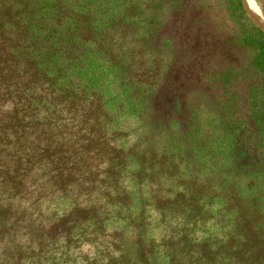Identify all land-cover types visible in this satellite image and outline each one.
I'll list each match as a JSON object with an SVG mask.
<instances>
[{
  "label": "trees",
  "instance_id": "1",
  "mask_svg": "<svg viewBox=\"0 0 264 264\" xmlns=\"http://www.w3.org/2000/svg\"><path fill=\"white\" fill-rule=\"evenodd\" d=\"M0 264H264L241 0H0Z\"/></svg>",
  "mask_w": 264,
  "mask_h": 264
},
{
  "label": "rangeland",
  "instance_id": "2",
  "mask_svg": "<svg viewBox=\"0 0 264 264\" xmlns=\"http://www.w3.org/2000/svg\"><path fill=\"white\" fill-rule=\"evenodd\" d=\"M255 3H256V6L258 7L259 11L263 14V17H264V0H254ZM243 4V3H242ZM243 8H244V5H243ZM245 10V8H244ZM164 15L162 16L163 19L166 20V18L168 17V12H167V9H164L162 10ZM246 11V10H245ZM247 13V11H246ZM247 16L251 19V21H253L254 24L255 21L249 16V14L247 13ZM213 20L215 21V23H219V20H218V17L217 16H214L213 17ZM257 25V24H256ZM258 26V25H257ZM259 27V26H258ZM195 105H197V110H198V116H200V119L202 121V128L204 129V131H206L207 133L209 134H214L215 133V136H216V131L218 130V123H214L215 119L213 118V114L211 111H210V106H209V100L207 99V97L205 95L201 96V95H198L195 99ZM211 165V163H209ZM207 166L204 167L203 169H207L208 168V164H206ZM203 164H199V167H202ZM164 174H160V175H157V179H162L163 180V175L166 176V174L170 175L172 174L171 170H168L166 172H163ZM202 174L204 175H207L206 172H202ZM184 177V181L188 180L189 177H190V173L188 171H185L182 175ZM153 190V191H152ZM151 190L152 193H156V192H160V190L156 191V187L153 188ZM165 189L160 193H165Z\"/></svg>",
  "mask_w": 264,
  "mask_h": 264
},
{
  "label": "water",
  "instance_id": "3",
  "mask_svg": "<svg viewBox=\"0 0 264 264\" xmlns=\"http://www.w3.org/2000/svg\"><path fill=\"white\" fill-rule=\"evenodd\" d=\"M245 10L249 14V16L255 21V23L264 31V18H260L259 21L253 16V13L250 10V7L247 4L246 0H241Z\"/></svg>",
  "mask_w": 264,
  "mask_h": 264
},
{
  "label": "bare ground",
  "instance_id": "4",
  "mask_svg": "<svg viewBox=\"0 0 264 264\" xmlns=\"http://www.w3.org/2000/svg\"><path fill=\"white\" fill-rule=\"evenodd\" d=\"M248 6L250 7L251 12L253 13V16L259 21L260 18H264L263 14L259 11L258 7L256 6V3L254 0H246Z\"/></svg>",
  "mask_w": 264,
  "mask_h": 264
}]
</instances>
